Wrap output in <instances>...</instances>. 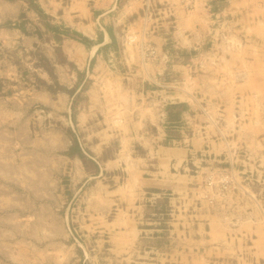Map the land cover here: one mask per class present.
<instances>
[{
	"label": "rangeland",
	"instance_id": "rangeland-1",
	"mask_svg": "<svg viewBox=\"0 0 264 264\" xmlns=\"http://www.w3.org/2000/svg\"><path fill=\"white\" fill-rule=\"evenodd\" d=\"M96 1L0 0V264H160L159 254L144 253L155 246L152 234L136 240V231L126 232L125 217L134 203L118 199L108 212H96L95 218L91 213L108 207L107 186L121 191L122 197L139 183L130 169H136L134 159L146 154L144 147L154 137L165 144L179 142L193 133L189 125L195 130L211 124L202 108L192 112L187 102L193 75L214 76V92L196 98L205 99L206 106L211 102L219 121L223 103L222 121L228 126L219 127L224 135L259 141L264 137V127L257 123L264 120V40L257 36L264 29V16L257 18L259 28L253 32L225 21L227 16L208 15L210 28L201 31L200 47L195 48L179 46L173 38L174 7L168 17L161 9L171 7L167 0H144V6L130 8L128 0L111 7L108 1ZM189 2L184 0L188 8ZM134 7L141 9L136 12ZM79 11L92 17H76ZM83 22H98L113 35L94 59L92 46L103 35L90 39L84 32H92ZM164 31L161 50L151 36ZM196 57L197 62L192 60ZM237 84L243 88L236 97ZM14 85L29 92L12 96ZM221 88L224 98L217 94ZM17 111L23 119L18 120ZM80 112L83 120L78 122ZM189 112L190 118H182ZM210 131L221 135L219 129ZM109 157L127 162L111 171L117 180H111L112 173L93 175ZM79 158L80 171L74 162ZM222 168L234 174L231 191L223 194L206 187L209 171L182 202H192L195 213L223 207L231 212L248 201L260 202L264 210L262 194L254 191L256 183L263 186L264 177L218 165L211 171ZM170 192L150 207L152 212H171L169 203L177 194ZM116 219L121 226L108 224ZM138 224L142 227L140 220Z\"/></svg>",
	"mask_w": 264,
	"mask_h": 264
},
{
	"label": "crops",
	"instance_id": "crops-1",
	"mask_svg": "<svg viewBox=\"0 0 264 264\" xmlns=\"http://www.w3.org/2000/svg\"><path fill=\"white\" fill-rule=\"evenodd\" d=\"M105 1L109 2V7L115 1L117 3V0ZM167 1L171 3L172 8L174 7L173 10L177 18L173 38L179 46L189 44L195 48L200 47L201 31L206 33L209 30L207 27L210 28L207 23L209 21L208 15L227 16L228 19L225 21L234 23L233 25L239 26L238 28L241 30H252L253 32H256L259 28L256 22L257 18L260 19L264 16V0H221L219 2H217L218 0H189L191 1V8H188V3H184V0ZM98 3L99 0L96 1V5ZM213 5L217 6L213 8ZM132 6H144V0H128L126 7L130 8ZM112 9H108V11L97 17L102 18ZM140 9L141 7H134L136 12H139ZM75 16L81 18L92 17L90 13L85 16L81 11L77 12ZM98 22H94L93 25L87 24L89 22H83L85 29L92 33L83 32L92 40L98 39V45L94 44L92 46V49L97 47L95 53L91 54L93 59L96 53L99 52V48L106 44L108 40H111L113 36L108 29L102 27L101 30L96 24ZM201 24L203 25L199 29ZM168 26L170 27V25ZM203 26H205V29L201 30ZM100 33L103 35L102 38H97L100 37ZM165 33L167 31L151 36V41L156 43L161 50L165 49ZM257 36H261L264 40V29L261 30V35L258 34ZM192 60L197 62L199 58H192ZM11 78L14 80L13 77ZM214 79V76L208 73L199 74L198 76L193 75L192 92L187 95L191 99V101H187L191 106V111L202 108L205 117L211 119V124H208V119H205L207 124L199 125V129L193 130L192 125H189V129L193 133L189 131V135H186L179 142L172 139L173 142L165 144L161 140L159 141V137H154L148 143L149 145L144 147L146 154L134 159L136 169H130L135 171L139 183L133 189L125 190L124 195H121L122 197L118 195L121 191L113 188V186H107V190H104L107 193L108 207H99L97 208L99 210L92 208L93 213L91 214L95 218L96 212L103 213L111 210L118 199H120V202H132L131 205L134 203V206L130 205L128 217H125L128 225L126 222L124 224L129 228H126L128 229L126 232L136 231V237H132L136 240L143 238V234H152L155 237L153 244L155 246L145 249L144 253L159 254L161 256L158 259L160 264H264V210H262L260 202L240 203L235 206V211L231 212L223 207L219 210H203V212L195 213L194 210L197 207L192 202L187 205L181 200L186 196L185 193L197 190V185L202 183L205 173L209 172L213 165L226 167L227 169L233 166V169L239 174L249 173L248 175L252 174L259 179L264 177V137L259 141L257 138L224 135L220 127L227 130L228 124L222 121V111L225 110L222 106L223 103L220 104L219 114L221 120L219 121L216 119V115L212 114L214 108L211 102H206V106L202 103L205 102V99L196 98L201 93L207 97L214 92L215 88L211 82ZM18 80L17 78L16 81ZM198 82L203 85L198 84ZM14 87L16 89L14 88L12 96L19 95L20 92L27 95L29 92V88L24 90L23 86L16 87L14 85ZM239 88H243L242 84H237L235 91H233V95L236 97L240 94H237ZM4 89L6 88L4 87ZM224 90L221 88L217 94L223 97ZM43 94L49 96V93L43 92ZM18 99L21 101V98ZM19 105L20 103L17 102V106ZM236 106L241 105L236 104ZM65 110L68 111V109ZM21 113L17 111V116H20L18 120L24 118ZM182 116V118H190V112L188 114L184 113ZM76 119L78 122L83 120L81 112ZM257 123L258 126L264 127V120L257 121ZM235 126L238 127L237 123ZM211 128L214 130L219 129L221 135L214 136L210 131ZM92 150L97 154V157L101 155L96 147H93ZM74 162L77 170H79L82 161L79 158ZM124 163L127 165L126 161L119 163L117 158L109 157L102 163L101 169L96 167L97 170L93 175L98 177L104 172L107 174L112 173L113 176L109 175L111 180H117L116 172L111 171H116L118 169L117 165L124 166ZM125 170L128 171L127 166ZM128 173L132 179L130 171ZM261 183L263 186L255 184L254 191L258 192L259 195L262 194L264 198V178ZM171 190L179 195L170 200L171 212L164 214L161 212L163 215L159 212H152L150 207L161 199L166 200V194L172 193ZM245 195L250 194L245 192ZM140 199L142 201L138 204L137 201ZM184 207H188L187 212ZM135 210H138V212H135ZM117 220L109 221L108 224L110 226L113 224L114 228L121 226ZM139 220L142 227L138 224ZM168 241L177 244L170 247L167 244ZM139 252L142 253V250ZM139 264L143 263L140 262Z\"/></svg>",
	"mask_w": 264,
	"mask_h": 264
},
{
	"label": "built area",
	"instance_id": "built-area-1",
	"mask_svg": "<svg viewBox=\"0 0 264 264\" xmlns=\"http://www.w3.org/2000/svg\"><path fill=\"white\" fill-rule=\"evenodd\" d=\"M189 4H191V1L189 2ZM151 8L152 6L150 4L147 5V9L150 10V14H151ZM159 9L161 11V9H163V13H165L168 16H170L171 14L173 15V11H172V7H163V8H156ZM170 13V15H169ZM158 27V26H155ZM153 32V31H152ZM151 45H149L148 47H150ZM154 47L151 46L150 47V51L154 52ZM215 171H210L209 174L206 176V181H205V185L206 187L212 188V189H216L220 192H225L223 194L228 193L229 191H231V189L233 188L231 185L233 183L234 180V174L233 173H229L228 171H226L225 169H220L218 173H214ZM216 174V175H214ZM215 178L217 180H215ZM235 191L238 189L237 187L234 188ZM227 191V192H226Z\"/></svg>",
	"mask_w": 264,
	"mask_h": 264
},
{
	"label": "bare ground",
	"instance_id": "bare-ground-1",
	"mask_svg": "<svg viewBox=\"0 0 264 264\" xmlns=\"http://www.w3.org/2000/svg\"><path fill=\"white\" fill-rule=\"evenodd\" d=\"M98 45V44H97ZM96 49H97V47H94L93 49H92V51H91V53L93 54V53H95V51H96ZM233 167V166H232ZM212 170H215V169H212ZM209 171H211V169L209 170ZM219 171L218 170H216L214 173H218ZM214 175H216V174H214ZM244 185V184H243ZM180 190V189H179ZM232 190V189H231ZM204 198V197H203ZM205 206V205H204ZM234 222V221H233Z\"/></svg>",
	"mask_w": 264,
	"mask_h": 264
}]
</instances>
